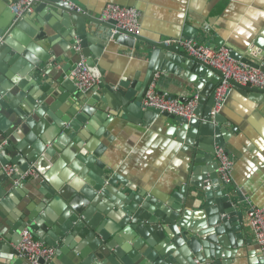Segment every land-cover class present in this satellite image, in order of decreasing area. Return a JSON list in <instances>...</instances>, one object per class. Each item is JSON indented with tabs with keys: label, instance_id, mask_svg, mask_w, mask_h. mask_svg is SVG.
<instances>
[{
	"label": "crops",
	"instance_id": "obj_1",
	"mask_svg": "<svg viewBox=\"0 0 264 264\" xmlns=\"http://www.w3.org/2000/svg\"><path fill=\"white\" fill-rule=\"evenodd\" d=\"M12 1L0 0V21H4L5 24L14 18L11 10ZM69 1L80 7L81 12L97 18L109 3L136 7L140 11L142 25L139 36L148 41L159 42L163 37L169 40L185 39L183 34L188 32L194 37H202L199 43H205L213 48L212 42L220 36L226 45L241 52L251 48L255 51L260 50V47L254 46V42H264V0ZM22 17V20L27 21V26L24 31H20L18 40L13 39V42L21 44L20 38L23 36L27 38L26 43L33 54L43 58L46 56L54 58V54L57 56L54 64L46 65L51 75L46 76L45 81L49 82L52 93L42 91L40 83L37 87L33 83L35 82L32 76L33 66L28 60L23 58L22 62L20 59L14 72V65L11 62L12 53L15 51L11 48L1 49L0 77L13 89L11 94L13 107H9L11 109L9 110L5 106H0V122L16 126L14 120L17 111L29 110L35 122H42L47 128L56 124L54 119L58 118L57 111L64 109V112H68L71 108L83 113V108L88 107L85 123L78 124V129L73 131V135L67 138L64 145L70 144L74 137L80 135L86 138V142L80 141V146L85 145L87 140H93L96 147H102L99 158L105 165L104 174L114 177L115 181L114 187L107 191V194L102 190L98 192L99 205L104 209L109 208L102 215L104 223L109 220L115 224L114 221L118 222L117 220L121 218L120 210L116 206L122 202L118 195L126 196L129 201L136 195L140 199L138 205L143 207L147 204L149 212L150 208L156 209L158 205L175 212L172 207L179 205L182 209L180 213L177 212L178 217L185 214V211L191 213L188 215L190 228L204 222L198 215L203 203L194 199L197 192L203 194L208 192L212 202L210 205L214 207L224 203L222 198L224 195L229 196L237 209L243 212L242 228L228 232L232 237L224 234L218 237L216 244L210 243L208 255L211 256V251L216 253L219 249L220 258H206L203 261L182 253L172 244H162L160 240L149 235L146 241L138 236L141 239L138 249L131 248L138 254L140 261L147 258L145 253H142L144 251L154 255L158 264H211L215 261H221L223 264H264V257L248 221L251 203L264 207V100H253L248 94L233 86L230 90L221 112L226 119L225 126L228 130H234L224 148L234 158L235 165L233 181L225 183L218 174V159L212 146H207L210 151L200 150L196 144L191 146L179 140L175 133H169L171 127L169 122H172L169 119L158 120L152 125H147L143 120H136V113L131 108L133 100L120 96L116 91L123 103L118 109H114L112 99L115 93L112 94L102 80L98 79L94 85L93 90L97 91L90 99L91 103L85 104L86 106L78 105L75 101L72 106L68 100L71 96L61 100L63 92L56 78L59 77L64 64L78 59L76 52H72L73 47L63 36V31L66 30L64 21L47 14L46 17H40L35 5L30 13ZM94 24L100 32L106 31L103 25ZM87 26L88 42L100 51L97 65L105 72L106 81L111 85L110 80L115 82L114 78L124 77L130 83L135 82L136 87L140 85L146 79L150 64H156V61H152L140 50L147 43L140 40L136 42L135 48H127L109 37L102 38L99 32H94L93 22H89ZM157 64L160 69L162 66L166 68L157 72L155 76L156 88L163 94H171L179 99L193 97L196 94L200 97V92L193 91L190 85L198 82L203 87L208 83L183 63H175L162 57L157 59ZM5 72H9L10 76H16V81L2 76ZM98 85L101 87H97ZM53 93H56L57 97ZM209 96L210 92L205 96L203 105H206ZM15 156L17 160L14 164H17L19 169L24 163V155L18 150L12 153L7 151V159H14ZM60 157L55 153L54 158L60 160ZM54 158L46 159L39 170L31 166L29 169L34 170V175L19 185L12 183V176L4 171V165L0 161V226H5L7 231L8 221L20 220L22 216L27 217L31 214L46 213L47 217L53 218V221L60 225L62 237L60 235L58 237L61 241L71 237L70 242L74 246L84 248L91 256L90 264H103L100 260L102 255L104 256L102 248L112 249L98 236L90 240L80 236L81 228L78 225L82 216L71 222L70 215L66 214L69 209L65 197L54 192L49 199H45L43 195L42 184L47 183L52 187L51 182H47L44 176L55 168L57 163L53 161ZM60 172L74 176L64 161ZM98 175L102 176L101 173ZM56 176L58 177L57 171ZM196 182L200 183L201 188L195 185ZM15 187L22 189L20 195L13 192ZM94 213L99 211L94 209ZM213 229L209 228L208 231ZM214 237L217 238L216 235ZM11 238L9 233L0 236V264H17L19 261L11 252V247L17 249ZM119 247L120 244L116 245V248ZM58 258L55 255L50 263L61 264ZM20 259L23 260V264H30Z\"/></svg>",
	"mask_w": 264,
	"mask_h": 264
},
{
	"label": "water",
	"instance_id": "obj_2",
	"mask_svg": "<svg viewBox=\"0 0 264 264\" xmlns=\"http://www.w3.org/2000/svg\"><path fill=\"white\" fill-rule=\"evenodd\" d=\"M33 5H35L36 12L40 17H46L47 14V16H55L61 18L60 21H64L63 25L66 27V30L63 31V36L67 38L69 44L73 47L72 52H76L78 56L77 61H69L67 64H64L59 77L56 78L63 92V95L60 96L61 100L71 96L68 100L72 106L74 105V101L78 105L83 106L91 103L90 99L97 91L93 90L94 86L87 91H83L70 78L71 71L84 59L85 65L92 75L102 80L103 84H106L112 94L116 91L120 96L133 100L131 108L136 113V120H143L147 125H152L158 120L168 121L169 119L172 121L169 122L171 124L169 133H175L176 137L186 144L191 146L196 144L200 150L208 149L210 151L207 148L210 145L215 152L216 146L224 147L230 139L234 130H228L225 126L226 119L223 117L222 109L218 113H212L215 105V87L222 77V73L219 70L188 55L179 44L165 45L164 42L168 40L167 37H163L159 42H154L148 41L139 35L135 36L115 31L113 21L102 22L97 17H91L84 12L71 9L67 0H34ZM3 14L4 12H2ZM14 18L7 24L4 21H0V50L11 48L15 51V53H12L13 60L11 62L14 65V72L18 68H15L16 63L20 59L22 62L24 59L28 60L33 66L32 76L35 78V82L33 81V83L36 84V87L40 83V89L51 94L49 82L45 81V77L51 75V71H48L46 65L54 64L57 61V56L54 54V58L48 56L43 58L37 54H33L34 52L26 43L27 38L23 36L20 38L21 44H15L13 39L18 40V35L20 31L25 30L27 21L22 20L23 17L17 20H14ZM89 22H93V31L101 33L102 38L109 37L127 48H135L136 42L140 40L147 43L140 50L152 61H156V64H150L146 79L140 85L136 87L135 82L130 83L124 77L121 79L114 78L116 79L115 82L110 80L111 85L106 81L105 72L97 65L99 62L97 57L101 55L100 51L92 47L90 42H88L87 25ZM94 23L103 25L106 27V31L100 32ZM183 38L199 42L202 37H194L188 34V32H184ZM212 45L216 50L221 48L228 49L231 57L235 60L250 67L261 69L264 72V42L255 41L254 46L261 49L255 51V49L251 48L246 52L235 50L226 45L220 36L215 38ZM76 47L79 49L77 50ZM162 57L166 60L189 66L198 76L208 81L203 87L198 82L190 85L193 91L200 92V97L198 96L197 98V117L187 119L166 111H160L154 107H147L143 104V99L150 84L156 79V73L160 70H166L164 66L160 69L157 64V59H161ZM2 76L12 79L13 82L17 79L16 76H10L9 72L2 73ZM3 81L0 77V106H5L11 110L9 107H13V99L11 97L13 89L9 88V85ZM112 85H115V87ZM232 86L245 92L253 100H264V89L249 85L243 86L234 81L232 82ZM97 87H101V85ZM209 92L210 96L206 105H203L204 98ZM53 94L54 96L56 95V93ZM119 95L115 93L112 99L114 109H118L123 103ZM168 95L174 97V95ZM193 97H186L180 100L187 102ZM88 110V107H85L83 108V113H81L71 108L68 112H64V109H61L57 111L58 118L54 119L56 124L47 128H45L44 123L35 122L29 110L17 111V117L14 120L16 126L7 122H0V161L3 165H6L10 161H13L12 164L16 162L17 155L14 159H7V151L12 153L18 150L25 157L21 168L19 167L18 169L17 164H15L16 172L11 177L12 183L14 184L15 180L19 179L20 175L31 166L39 170L40 165L46 159L54 158L55 153H58L61 159L54 158L53 161L57 163L55 168L44 176L47 182H51L52 187L47 183L42 184L44 187L43 195L45 199H49L54 192L65 197L69 209L66 214L70 215L71 222L75 221L77 217L82 216V220L78 225L81 228L79 232L80 236H85L88 240L94 238V236H98L101 241L105 242L108 248L112 249L102 248L104 256L102 255L100 260L103 264H158V260L154 258V255L152 256L144 251L142 253H145L147 258L140 261L138 254L131 249L132 247L138 249L141 240L138 236L143 241H146L149 235L160 240L162 244H172L180 249L182 253L184 252L203 261L206 258H220L221 253L218 251L219 249L216 253L211 251V256L208 255L207 249L210 247V243L216 244L218 237L224 234L232 237L228 232L233 229L242 228L243 224V212L241 209H237L229 196L225 197L224 195L222 197L224 203L219 207H214L210 205L212 202L210 201V194L208 192L205 194L197 192L194 199L203 203V208L198 215L204 222L193 228L188 226V215L191 214L190 212L185 211V214H181L178 217L177 212H181V206L175 205L172 207L176 213L163 205H158L156 209L150 208L151 211L149 212L147 211L149 209L147 204H144L143 207L138 205L140 199L136 195L131 197V201L126 196L118 195L122 202L116 206L120 210L119 215L121 218L117 220L118 222L114 221L115 224H112L109 220L105 223L103 222L102 215L109 208L104 209L99 205L98 192L102 190L103 193L107 194V191H111V188L114 187L115 181L114 177L104 174L105 165L99 158L102 147H96L93 140H87L85 145L80 146V141L86 142V138L80 135L74 137L70 144L64 145L67 138L73 135V131L78 129V124L85 123V116ZM63 161L66 162V165L74 173V176L73 174L67 175L60 172ZM56 171L58 172V177L56 176ZM100 173L102 176L98 175ZM199 184V182L195 183L197 187L201 188ZM13 192L20 195L22 189L15 187L13 188ZM94 209H97L99 213L95 214ZM47 216L46 213L31 214L27 217L22 216L20 220L8 221L7 225L9 228L7 231L5 226H0V236L1 234L3 236L8 233L11 234L12 242L17 246L21 240V231L27 227L38 240L56 249V255L59 257L58 259L61 264H90L91 256L88 255V252L84 248L79 249L77 246H74L70 242L71 237H68L65 241H61L60 225L54 222L53 218ZM109 217L110 215L107 216V218ZM209 228L214 229L208 231ZM215 235L217 238L214 237ZM118 244L121 247L116 248ZM10 249L16 255V259L19 260L16 263L23 264L18 250L12 247ZM156 250L158 251V248ZM215 262L223 264L221 261ZM47 264L54 263L49 262Z\"/></svg>",
	"mask_w": 264,
	"mask_h": 264
},
{
	"label": "built area",
	"instance_id": "obj_3",
	"mask_svg": "<svg viewBox=\"0 0 264 264\" xmlns=\"http://www.w3.org/2000/svg\"><path fill=\"white\" fill-rule=\"evenodd\" d=\"M70 8L81 11L75 3L67 0ZM34 0H13L11 10L15 20L22 18L23 15L30 13L34 7ZM98 19L102 22H114V30L132 34L135 36L141 33L140 11L136 7L124 6L117 3H109L101 11ZM165 45L179 44L185 52L200 62L209 65L222 73L218 85L215 87V105L212 113H218L228 100L232 82L240 83L243 86L257 87L264 89V72L261 69L250 67L231 57L226 48L219 50L205 44L189 39H173L164 42ZM70 77L75 81L80 90L91 89L98 81L82 60L70 73ZM198 95L187 102H182L178 97L160 93L153 81L143 99V104L147 107H154L160 111H166L177 116L191 119L197 117L196 108L198 105ZM215 155L218 159L217 171L225 183L233 181V170L235 165L234 158L224 147L216 146ZM4 171L12 176L16 172V166L7 163L3 166ZM34 175L33 169H28L15 180L19 185L28 177ZM248 221L253 231L255 240L260 247L264 257V207L251 203L248 210ZM21 240L16 246L19 256L30 264H47L56 255V249L38 240L29 228H24L21 233ZM219 264V263H211Z\"/></svg>",
	"mask_w": 264,
	"mask_h": 264
}]
</instances>
